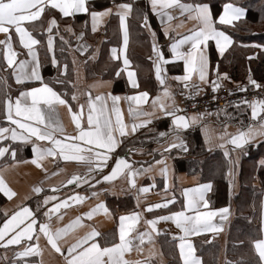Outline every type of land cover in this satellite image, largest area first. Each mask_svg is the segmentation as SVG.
<instances>
[{"label":"crops","instance_id":"0c3cea01","mask_svg":"<svg viewBox=\"0 0 264 264\" xmlns=\"http://www.w3.org/2000/svg\"><path fill=\"white\" fill-rule=\"evenodd\" d=\"M131 1L141 0H0V44L15 41L26 53L6 62L17 84H32L8 109L6 138L29 155L17 159L11 151L0 167V264H203L198 242H218V264L229 262L241 162L264 147V104L186 115L179 93L216 81L258 84L251 70L235 79L225 64L238 45L237 64L250 67L264 45L235 43L226 28L245 11L234 5L215 17L207 4L146 0L148 15L135 30ZM46 9L88 16V37L63 29L74 35L75 57L84 63L67 94L44 79L29 27ZM59 28L50 18V54ZM202 152H220L229 162L226 206L211 205V182L176 168L177 160H202ZM258 164L264 169V156ZM254 186L261 187L257 176ZM258 203L252 264H264V193Z\"/></svg>","mask_w":264,"mask_h":264},{"label":"trees","instance_id":"16d2710c","mask_svg":"<svg viewBox=\"0 0 264 264\" xmlns=\"http://www.w3.org/2000/svg\"><path fill=\"white\" fill-rule=\"evenodd\" d=\"M8 1V0H1ZM130 1V0H115V2ZM183 2L192 4H207L213 10L215 17H218L224 5L230 4L237 6L245 11V17L237 21L233 27L226 28L228 33L234 38L235 43H245V42H258L264 45V0H181ZM133 6V18L131 21V29L137 30L142 25L141 19L143 20L148 15V4L146 0L141 1H131ZM93 6H91V9ZM95 8V7H94ZM97 9V7H96ZM50 12L48 9L45 10L43 16L38 21L31 24L30 30L35 35L39 41V53L42 59L47 60L49 63L43 65L42 73L44 79L51 83L58 91L67 94V89L63 90V82H59L55 75V72H60L61 65L64 63L69 66L70 48L76 43L74 35L69 37L65 41L57 32L63 33L62 28L59 31L54 32V51L50 54L47 45V34L46 27L50 17L48 16ZM87 15H77L73 18H64V20L73 19L74 23L72 25L75 32L79 30L83 31L84 35H88V25L86 23ZM258 31H256V29ZM88 37V36H86ZM106 48V47H105ZM237 47L233 49L231 57L232 61L237 64L239 53H237ZM70 59V61H69ZM53 60L57 61V65H53ZM253 66V77L258 83L264 82V52L261 53V60L252 62ZM10 69L7 68L5 59L3 58V52L1 51L0 45V108L2 107V102L6 97L7 87L4 79L7 74H9ZM90 73H94V70L88 69ZM240 70L238 67H234L230 75L231 77L238 79L240 78ZM64 76L63 78H66ZM32 86V84H24L18 87V91L26 89ZM71 90V88H69ZM3 145L10 146V152H17V159H22L28 157V149L25 146L15 144L13 142L4 141V144L0 143V148ZM9 152V154H10ZM202 160L191 158L188 160H177L176 168L178 171L187 172L190 174L201 175V180L205 182H211L214 186L213 192L210 196L211 205L214 208H219L221 206H226L230 203V196L228 191V183L226 181L227 172L229 170V162L220 152L207 153L202 152ZM260 156H264V147L259 146L258 148H252L247 156L241 162V189L239 193L234 197V211L235 218L228 231L227 239V255L232 258L226 264H252L250 257L247 256L248 250L251 252L253 250V244L258 238L259 234V201L264 193V169L258 164V159ZM5 158L0 162V167L6 161ZM10 159V158H9ZM8 160V159H7ZM8 160L7 162H10ZM5 162V163H7ZM255 176L258 177L261 187H255ZM254 203L257 206H254ZM177 204L173 205V208ZM124 209V208H123ZM132 208L125 209L126 211ZM249 244V245H248ZM248 245V249L245 246ZM197 250L199 255L203 258V264H218L221 246L218 242L210 243H197ZM171 251V249H170ZM169 251V252H170ZM173 257L171 261H176Z\"/></svg>","mask_w":264,"mask_h":264},{"label":"rangeland","instance_id":"374dc122","mask_svg":"<svg viewBox=\"0 0 264 264\" xmlns=\"http://www.w3.org/2000/svg\"><path fill=\"white\" fill-rule=\"evenodd\" d=\"M120 3L121 2H119L118 4H120ZM107 4H109V3H107ZM95 5H93V7H92L93 9H96V7L98 8L101 6V4H99V3L95 4ZM109 5H111V4H109ZM89 8L91 9V7H89ZM48 16L51 19H54L55 22L62 28V30L67 25L72 27V25L74 23L73 19L64 20V18L58 12L50 13ZM57 35H60L65 41H67L69 38L68 37L69 34H67V33L65 35L63 33L57 32ZM69 48H70L69 50H70V57H71L70 58L71 61L69 59V61H70L69 66L64 63L63 65H61L60 72H55L56 77L59 78L58 81L64 83V86H62L63 90L67 89L66 92H68V93L70 92L69 88H71V84L74 82V79H75L74 76L77 72L76 71L77 65H84L83 62H79L80 60L76 59L79 56L75 57V53L73 51L74 46L73 47L71 46ZM1 51L3 52V58L5 59V62L8 60V58H9V60L13 59L14 62L16 61V58H17V62H20L26 55L25 51L21 50V48L19 47V45H17V43H15V41L13 42V44H11V42H10L9 45H7V46L1 45ZM39 58H40V65H41V70H42L43 65H46L49 62L45 59H42L40 53H39ZM79 59H81V58H79ZM6 66L8 69H10V71H9V74H7L5 76V79H4L5 83H7L6 84L7 92H6V97L2 102L3 103L2 107L0 108V143L1 144L2 143L4 144V141L5 142L10 141L8 138H6V136H7L6 134L7 133L10 134V132H11L9 129L10 125H9V118H8V109L11 105V102H13L15 100V98L17 97V95L22 91V90L18 91V87H20L21 85L17 84L15 81V72H14L15 70H14V68L9 66L7 62H6ZM236 66L238 67L239 70L242 71V73L247 72V70H248V72L250 70H251V72H253V66L248 67L246 64H243V63L236 64L233 61H228V63L225 64V68H227L228 71H231ZM81 68H82L81 69L82 71L88 70L86 67H81ZM66 74H67V77L63 78L64 76H66ZM230 86H232V84ZM10 142H12V141H10ZM9 152H10V146L9 145H3L0 148V155L4 154L0 158V162L2 161L3 158L6 159L5 162H7L8 160L11 159ZM5 162H3V163H5ZM248 245L245 246V249H248ZM250 255H251V252L248 250L247 256L249 257ZM228 258L232 260V258L230 256H228Z\"/></svg>","mask_w":264,"mask_h":264},{"label":"built area","instance_id":"2783aa9c","mask_svg":"<svg viewBox=\"0 0 264 264\" xmlns=\"http://www.w3.org/2000/svg\"><path fill=\"white\" fill-rule=\"evenodd\" d=\"M179 101L186 115L214 116L231 107L264 104V82L238 87L216 81L205 90L187 86L180 90Z\"/></svg>","mask_w":264,"mask_h":264}]
</instances>
